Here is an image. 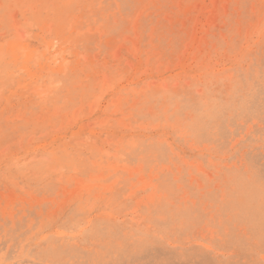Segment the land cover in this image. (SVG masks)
I'll return each instance as SVG.
<instances>
[{"label":"rangeland","instance_id":"rangeland-1","mask_svg":"<svg viewBox=\"0 0 264 264\" xmlns=\"http://www.w3.org/2000/svg\"><path fill=\"white\" fill-rule=\"evenodd\" d=\"M0 264H264V0H0Z\"/></svg>","mask_w":264,"mask_h":264}]
</instances>
